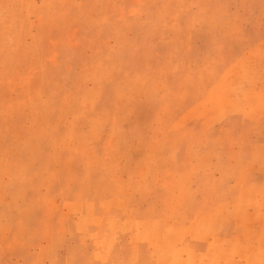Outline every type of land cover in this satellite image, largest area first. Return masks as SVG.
Segmentation results:
<instances>
[{
    "label": "rangeland",
    "instance_id": "obj_1",
    "mask_svg": "<svg viewBox=\"0 0 264 264\" xmlns=\"http://www.w3.org/2000/svg\"><path fill=\"white\" fill-rule=\"evenodd\" d=\"M192 119L264 138V0H0V264H98L82 204Z\"/></svg>",
    "mask_w": 264,
    "mask_h": 264
},
{
    "label": "crops",
    "instance_id": "obj_2",
    "mask_svg": "<svg viewBox=\"0 0 264 264\" xmlns=\"http://www.w3.org/2000/svg\"><path fill=\"white\" fill-rule=\"evenodd\" d=\"M179 121L186 134L151 162L134 154L122 189L83 203L75 229L88 222L98 264H264V138Z\"/></svg>",
    "mask_w": 264,
    "mask_h": 264
}]
</instances>
